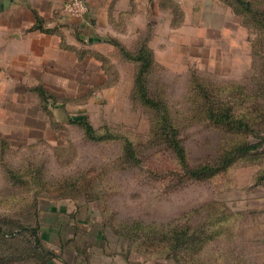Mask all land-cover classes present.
Instances as JSON below:
<instances>
[{
    "label": "rangeland",
    "instance_id": "obj_1",
    "mask_svg": "<svg viewBox=\"0 0 264 264\" xmlns=\"http://www.w3.org/2000/svg\"><path fill=\"white\" fill-rule=\"evenodd\" d=\"M251 1L248 12L238 0H138L98 25L148 49L157 106L113 38L98 46L105 59L88 54L72 81L45 85L52 109L31 92L0 99V227L15 233H0V264H264V0ZM80 21L70 31H88ZM70 117L115 137L92 140ZM174 130L188 167L262 144L191 175Z\"/></svg>",
    "mask_w": 264,
    "mask_h": 264
},
{
    "label": "crops",
    "instance_id": "obj_2",
    "mask_svg": "<svg viewBox=\"0 0 264 264\" xmlns=\"http://www.w3.org/2000/svg\"><path fill=\"white\" fill-rule=\"evenodd\" d=\"M65 1L0 0V99H23L29 92L42 99L38 89L51 91L45 85L62 83V78L72 81L86 55L105 59L99 56V44L111 38L123 41L111 33L105 37L98 25L113 27L116 16L132 10V3L139 5L138 0H89L90 13L81 18L64 13ZM73 21L88 31H70ZM99 67L104 72L103 63Z\"/></svg>",
    "mask_w": 264,
    "mask_h": 264
},
{
    "label": "trees",
    "instance_id": "obj_3",
    "mask_svg": "<svg viewBox=\"0 0 264 264\" xmlns=\"http://www.w3.org/2000/svg\"><path fill=\"white\" fill-rule=\"evenodd\" d=\"M238 2L244 7V10L248 12L252 11V8H251L252 1L251 0H238ZM261 13L262 15H264V11H262ZM114 43L121 45V51L128 59L138 62L139 68L136 73V83L139 84L141 88V92H140L141 99H143L147 103L157 106L158 103L153 98L148 97L146 95V87L144 85L145 81L142 78L143 75L146 73V70L150 66V60L147 55L148 49H146L144 46H140V48L137 49V51H131L124 44L120 43L119 40L117 41L114 40ZM38 91L41 94L43 101H45V106H50V108L52 109V106L55 105V102L51 101V97L53 93L51 91H47L44 88H39ZM226 115H227L226 113L225 114L222 113L219 115V114L210 112V116L213 118L215 122H220L221 120L224 119ZM227 116H229V114ZM70 121L81 125L84 128V131L87 137H89L92 140L102 141V140L112 139L115 137L114 134L110 132L100 133L86 117H70ZM230 125L233 127L236 124L233 121H231ZM171 144L175 152L177 153L179 159L183 163V165L188 167L186 151H185L184 146L181 144L180 140L177 137V130H174L172 133ZM261 144H262V141L258 143L243 142L241 145H239L238 147H235L234 149H231L226 155H224L220 159L219 163L212 165V164H209L208 162H204L198 165L197 167L189 166L187 168V171L191 175H213L221 171L222 169H224L227 165H229V163L232 162V159L234 158L235 153H238V154L246 153L247 154L248 152L252 150L258 149ZM126 147L128 148L131 154H134L130 141H128V145ZM9 172L12 173L11 178L14 181L19 182V183H24L25 179L22 176L18 175L14 169L9 170ZM25 227L31 228L34 231V234L37 235L38 232H37L36 227H29V226H25ZM0 233L3 234L4 236L9 235L7 237L15 235L14 232H10L9 234H7L6 232L3 231L2 227H0ZM36 242L39 243V240H37ZM36 246H38V244H36Z\"/></svg>",
    "mask_w": 264,
    "mask_h": 264
},
{
    "label": "built area",
    "instance_id": "obj_4",
    "mask_svg": "<svg viewBox=\"0 0 264 264\" xmlns=\"http://www.w3.org/2000/svg\"><path fill=\"white\" fill-rule=\"evenodd\" d=\"M64 9L71 16L83 17L88 11V6L85 0H67Z\"/></svg>",
    "mask_w": 264,
    "mask_h": 264
}]
</instances>
